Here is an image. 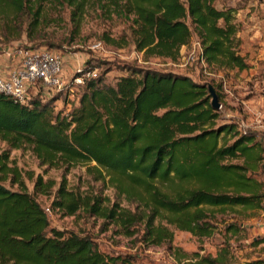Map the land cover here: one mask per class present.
<instances>
[{"label":"trees","instance_id":"16d2710c","mask_svg":"<svg viewBox=\"0 0 264 264\" xmlns=\"http://www.w3.org/2000/svg\"><path fill=\"white\" fill-rule=\"evenodd\" d=\"M46 1L0 0V34L8 41L22 35L29 42L38 39ZM49 2L71 9L74 28L86 7L102 18L123 20L143 60L175 62L193 36L206 68L251 69L241 51L235 9L216 8L214 0ZM103 40L122 44L119 48L128 43L124 36ZM84 64L75 75L81 82L73 99L71 87L63 98L67 111L52 105L66 88L43 101L37 85L39 91L29 89L23 104L0 94V141L7 146L0 152V264H133L130 256L100 252L88 236L50 228L47 211L27 191L22 171L11 160L13 150H28L39 166L63 170L49 210L64 216L81 213L98 220L101 231L112 227L125 238L140 234L144 245L170 242L172 230L212 236L214 209L263 208L264 140L237 132L233 123L216 126L218 113L209 106L207 85L138 68L124 69L126 74L109 85L104 73L84 77L96 68ZM226 136H232L229 143ZM76 165L84 166L85 175L102 190H111L112 199L102 190L68 189L66 175ZM53 187L38 176L33 192L48 195ZM240 231L246 229L229 222L219 234ZM258 244L264 238L252 242ZM230 249L223 238L213 257L178 250L173 256L180 264H232L236 258Z\"/></svg>","mask_w":264,"mask_h":264},{"label":"rangeland","instance_id":"374dc122","mask_svg":"<svg viewBox=\"0 0 264 264\" xmlns=\"http://www.w3.org/2000/svg\"><path fill=\"white\" fill-rule=\"evenodd\" d=\"M50 0L46 1L41 24L39 26L38 39L27 41L25 35L18 40L8 41L0 34V60L5 62L9 71L17 65V52L20 49L45 48L55 51L63 61V83L66 86L60 100L53 102L55 111L70 108L65 106L63 98L71 87L70 100L76 93L73 81L77 73H82L85 62L94 65L89 75L96 76L104 73V81L113 85L116 79L124 76L128 68L150 69L159 72H170L175 75L186 76L192 82L209 85L217 95L218 119L215 125L233 123L239 133H251L264 140V39H251L252 32L249 29V16L255 15L258 5L263 6L264 0H214L216 8L233 7L236 11L234 22L238 24V37L241 39V51L247 56L251 70L242 71H213L205 67L198 59L199 47L194 37L187 47H181L179 57L175 62L167 59L149 58L143 60L141 55L134 51L129 42L127 24L123 20L111 17L105 19L91 7L84 8L78 17L74 28L71 22V9L68 7L50 6ZM264 8V6H263ZM118 39L124 36L127 45L103 42V37ZM95 45L98 47L95 48ZM0 62V63H1ZM81 79V78H80ZM30 93L39 91V86L30 88ZM29 93V94H30ZM55 95L54 91L41 88V99L50 100ZM208 102L210 97L206 93ZM232 136H226L229 143ZM7 149L4 142L0 141V152ZM11 160L18 166L24 175V183L27 191L32 193L38 203L47 211L50 228L59 231L72 232L79 236H88L92 239L97 249L106 255L130 256L133 264H180L174 259V250L189 255L198 253L213 257L221 247V239L225 238L236 258L232 264H246L249 261H260L264 264V244L252 245L258 238H264V203L260 210H243L239 207L221 210L214 209L215 229L213 235L208 238H196L187 232L172 230L170 242H164L158 246L144 245L140 241V234L125 238L115 234V229L109 227L101 231L98 220L86 217L81 213L75 216H64L60 212L49 210L55 191L64 174L63 170L48 169L39 166L37 159L28 150L11 151ZM263 171L261 179L264 181V153L262 156ZM32 176V180L28 178ZM41 176L44 181H51L54 187L48 195H40L33 192L34 180ZM67 187L71 190L85 191L102 190L98 183H93L84 173V166L72 167L66 175ZM8 186V184H5ZM15 189V188H14ZM103 195L112 199L113 192L109 189L102 190ZM229 222L239 223L246 232H238L235 235L222 236V228Z\"/></svg>","mask_w":264,"mask_h":264},{"label":"built area","instance_id":"2783aa9c","mask_svg":"<svg viewBox=\"0 0 264 264\" xmlns=\"http://www.w3.org/2000/svg\"><path fill=\"white\" fill-rule=\"evenodd\" d=\"M96 47L98 45H95ZM199 54L198 59L202 62ZM17 60L18 66L6 77H0V94L9 97L15 103H25L28 90L37 85L54 92L66 88L63 83V61L55 51L45 48L20 49L17 52ZM73 81L80 83L81 79L76 78Z\"/></svg>","mask_w":264,"mask_h":264},{"label":"crops","instance_id":"0c3cea01","mask_svg":"<svg viewBox=\"0 0 264 264\" xmlns=\"http://www.w3.org/2000/svg\"><path fill=\"white\" fill-rule=\"evenodd\" d=\"M264 6V5H263ZM261 5H258V11L255 15L251 13L249 16V29L251 30L252 37L251 39H264V8ZM262 41V40H260ZM264 41V40H263ZM262 41V42H263ZM1 62V60H0ZM5 62L0 63V77H6L8 75L9 67H6ZM251 70V69H250Z\"/></svg>","mask_w":264,"mask_h":264},{"label":"water","instance_id":"95a60500","mask_svg":"<svg viewBox=\"0 0 264 264\" xmlns=\"http://www.w3.org/2000/svg\"><path fill=\"white\" fill-rule=\"evenodd\" d=\"M206 89H207L208 95L210 97V101H209L210 108L212 110H217L218 102H217V97H216L215 92L212 90V88L209 85L206 86ZM263 231H264V227H263Z\"/></svg>","mask_w":264,"mask_h":264}]
</instances>
